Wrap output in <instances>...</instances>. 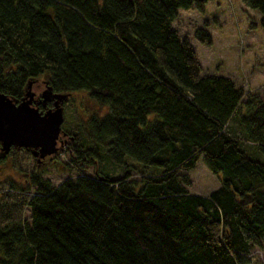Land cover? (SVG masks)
Wrapping results in <instances>:
<instances>
[{
	"label": "trees",
	"instance_id": "1",
	"mask_svg": "<svg viewBox=\"0 0 264 264\" xmlns=\"http://www.w3.org/2000/svg\"><path fill=\"white\" fill-rule=\"evenodd\" d=\"M209 1L0 0L1 93L19 102L42 79L109 108L70 134L74 175L54 186L33 167L9 183L29 215L0 220V264H249L264 251V100L203 71L172 27ZM244 2L264 35V0ZM194 37L213 42L205 27ZM200 159L220 179L206 195L187 189Z\"/></svg>",
	"mask_w": 264,
	"mask_h": 264
},
{
	"label": "rangeland",
	"instance_id": "2",
	"mask_svg": "<svg viewBox=\"0 0 264 264\" xmlns=\"http://www.w3.org/2000/svg\"><path fill=\"white\" fill-rule=\"evenodd\" d=\"M204 7L203 10L180 9L172 27L190 41L203 71L228 75L243 90L256 93L264 100V35L259 24L262 15L257 9L249 8L244 0H211ZM198 27H205L210 31L213 39L210 46L195 39L194 32ZM42 88H44L42 83L32 86L35 92H40ZM64 106L62 131L66 133L61 134L63 143L53 154V158L40 167L43 169L42 176L49 178L54 186L76 172V169L65 164L68 153L64 147L70 134L79 128V125L82 124L84 127L87 119L94 113L105 115L109 111L107 105L98 104L84 91L72 93ZM100 151L103 152L102 149ZM126 161L135 162L127 157ZM99 162L103 164L106 173L119 175L121 164H116L104 156ZM33 167V158L23 149L15 150L0 161V193L2 191L0 199L7 202L0 210V220L27 219L29 209L26 206L22 207L20 202L26 192L14 189L9 192L10 194L6 193L11 181L23 188L25 178L29 177L28 174ZM93 172L92 165L82 168L84 174L94 175ZM186 172L190 180L187 189L191 193L206 195L219 186L220 179L206 168L201 159L192 170ZM133 176L137 178L135 174ZM251 252L252 261L264 264L263 250L254 248Z\"/></svg>",
	"mask_w": 264,
	"mask_h": 264
},
{
	"label": "water",
	"instance_id": "3",
	"mask_svg": "<svg viewBox=\"0 0 264 264\" xmlns=\"http://www.w3.org/2000/svg\"><path fill=\"white\" fill-rule=\"evenodd\" d=\"M28 81L24 97L16 102L0 92V151L7 154L12 146L30 148L38 159L53 156L62 145L63 110L62 102L71 93H56L46 85L41 93L45 102L53 98L54 105L44 112L38 111L33 98L34 92ZM46 83V82H45ZM47 84V83H46ZM249 264H257L254 261Z\"/></svg>",
	"mask_w": 264,
	"mask_h": 264
},
{
	"label": "flooded vegetation",
	"instance_id": "4",
	"mask_svg": "<svg viewBox=\"0 0 264 264\" xmlns=\"http://www.w3.org/2000/svg\"><path fill=\"white\" fill-rule=\"evenodd\" d=\"M43 84V87H45L47 84L44 82V80H42V79H39L38 81H34L33 83H32V85H31V90H32V86L33 85H39V84ZM33 92H34V94H35V96H34V98H33V101H34V103H35V106L37 107V109H38V111H42V112H44V110L46 109V108H51V106H53L54 105V100H53V98H51L50 100H48V101H44V100H42V97H41V93H42V91H43V88L42 89H40V92H35L34 90H32ZM70 100V97H67V98H65V100L62 102V110H63V114H64V105H65V103H67L68 101ZM40 107H43L42 109H40L39 110V108ZM63 119H64V116H63ZM62 132V134H65L66 132L65 131H61ZM21 149H23L24 151H26L27 153H29L30 155H31V157L33 158V160H34V167L35 168H37V169H40V167L41 166H43V164L44 163H46V162H49L52 158H53V156H49V155H46V156H44L42 159H38V155H36V154H34V151L33 150H31L30 148H25V147H17V146H12L11 148H10V150H9V152L7 153V154H5V155H3V157L5 158V157H7V156H10V154H12L13 152H15V150H21ZM0 155H2L1 154V151H0Z\"/></svg>",
	"mask_w": 264,
	"mask_h": 264
}]
</instances>
